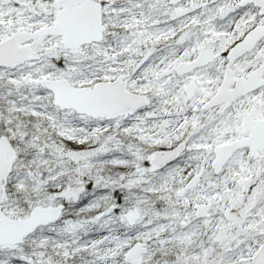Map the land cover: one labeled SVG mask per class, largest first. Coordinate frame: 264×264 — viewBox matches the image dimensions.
<instances>
[{"label": "snow or ice", "instance_id": "1", "mask_svg": "<svg viewBox=\"0 0 264 264\" xmlns=\"http://www.w3.org/2000/svg\"><path fill=\"white\" fill-rule=\"evenodd\" d=\"M0 264H264V0H0Z\"/></svg>", "mask_w": 264, "mask_h": 264}]
</instances>
